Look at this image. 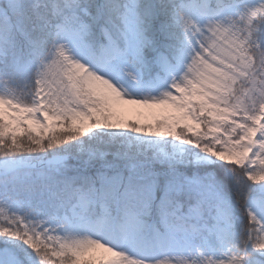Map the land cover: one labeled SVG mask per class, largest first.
Listing matches in <instances>:
<instances>
[{"label":"snow or ice","instance_id":"obj_1","mask_svg":"<svg viewBox=\"0 0 264 264\" xmlns=\"http://www.w3.org/2000/svg\"><path fill=\"white\" fill-rule=\"evenodd\" d=\"M0 264H264V0H0Z\"/></svg>","mask_w":264,"mask_h":264}]
</instances>
